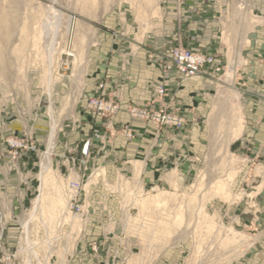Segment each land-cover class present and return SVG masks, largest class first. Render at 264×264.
I'll list each match as a JSON object with an SVG mask.
<instances>
[{"label":"rangeland","instance_id":"374dc122","mask_svg":"<svg viewBox=\"0 0 264 264\" xmlns=\"http://www.w3.org/2000/svg\"><path fill=\"white\" fill-rule=\"evenodd\" d=\"M222 2L226 46L219 64L215 49L202 54L180 42H158L151 24L159 19L163 0H0V264H235L252 246L264 149L254 142L256 125L247 118L253 113L247 103L257 97L244 86L241 72L247 68L243 51L254 18L248 0ZM145 47L148 65L163 76L178 75L183 83L209 69L214 73L212 89L195 94L198 101H209L200 119L201 157L182 161L195 172L177 177L183 179L179 188L174 181L168 190L146 187L140 174L144 160L101 153L112 139L123 137L127 126L133 140L123 138L136 141L130 123L116 127L122 88L117 80L127 78L131 61ZM175 50L215 63L183 78L172 66ZM228 57L235 59L231 80L225 79ZM113 58L115 83L107 74ZM86 79L99 92L110 83L114 92L84 94ZM160 88L163 97L157 94ZM153 94L144 106L125 108L129 120L143 122L131 118L128 108L162 109L178 117L183 128L149 123L155 131L190 137L191 125L198 123L196 107L195 114L169 112L162 102L169 90L157 84ZM100 96L118 107L114 118L91 110L90 100ZM79 101L84 117L93 118L90 135L79 140L80 157L75 148L59 147L79 123L73 117ZM47 155L51 170L43 179ZM106 167L114 168L113 177L105 174ZM73 183L79 185L76 202L84 208V219L68 208ZM98 213L103 220L99 236L92 237L89 222Z\"/></svg>","mask_w":264,"mask_h":264},{"label":"crops","instance_id":"0c3cea01","mask_svg":"<svg viewBox=\"0 0 264 264\" xmlns=\"http://www.w3.org/2000/svg\"><path fill=\"white\" fill-rule=\"evenodd\" d=\"M222 1L163 0L159 10V19L155 22L156 24H151V28L154 31H158V42L170 45H177L180 42L181 45L202 54H210L208 52L210 51L209 49H215L213 52L217 55V63L221 64L224 55L223 48L226 46L222 37L224 27L221 20L223 13ZM248 6L254 18V24L248 33L249 40L246 42L243 51V59L247 68L241 72V75L248 92L257 97L256 102L247 103V111L253 106V113L248 111L247 118L249 124L254 122L256 125L255 133L252 134L254 142L262 145L264 149V102L261 99L259 100L260 97H264V83L261 82L264 79V0H248ZM146 53V47L142 48L131 61L130 73H128L127 78L117 80V83L120 86L122 85V88L120 92L121 111L116 117V127L130 123L136 136V141L129 143L123 137L117 136L112 139V145L106 149L104 148L101 153L105 151L119 159L144 160L145 167L140 174L142 177L141 181L146 187H153L155 190H168L174 186L172 184L174 181L179 188L182 186L181 182L183 179L179 178V180L177 177H184L195 172V168L183 167L182 161L187 158L194 160L196 157H201V144L198 139L201 138L200 130L203 122L200 119L203 117L205 109L208 108L209 101H198L195 98V94L199 96L202 92H208L212 89L209 84H211L210 81L213 79L214 73L209 69L201 77H194L182 83L178 75L163 76L154 66L148 65ZM228 60L225 69L232 68L233 78L235 59L228 57ZM109 66L112 72L107 74L112 78L109 79L115 83L117 62L114 58L110 61ZM104 80L102 78L99 82ZM86 81L89 85L87 89H84V94L110 95V93L114 92V88H109L110 83L105 84V90L99 92L92 85V79H86ZM157 84H163L169 90L170 95L162 101L169 108V112L178 111L181 115L195 114L196 107L198 123L195 125L193 121L190 137L184 136L182 132L169 129L158 132L149 123L129 120L125 113V108L128 105L144 106L149 103L153 99V88ZM237 99L238 97L236 96ZM75 112L73 117L79 118V123L77 127L74 126L75 131L73 133L67 134L69 137L61 138L62 141L59 147L64 148L65 146L63 145L66 144V147L75 148L76 156L80 157L79 140L90 135L93 118L87 115L84 117V106L82 103L80 104V101ZM195 134L197 135L196 139ZM91 150L97 152V154L100 152L96 151L95 147L91 148ZM261 155L262 159H264V152ZM167 160H170L169 164ZM58 165L60 164L58 163ZM104 170L107 176L113 177L115 174L114 168L106 167ZM259 187L260 190L256 194L257 215L251 219V224L254 225L255 230L253 235L254 242L235 264H264V180L260 182ZM99 192L98 188L97 196ZM102 220L100 213L90 218V230H93L88 231V233L93 232L90 236H99L96 231Z\"/></svg>","mask_w":264,"mask_h":264},{"label":"built area","instance_id":"2783aa9c","mask_svg":"<svg viewBox=\"0 0 264 264\" xmlns=\"http://www.w3.org/2000/svg\"><path fill=\"white\" fill-rule=\"evenodd\" d=\"M170 58L172 59V66L176 69L179 75L183 78H189L197 73H199L205 66H211L215 62L211 57L195 54L191 51L186 50H175L171 53ZM157 94L160 97L165 96V90L160 88L157 90ZM89 106L91 110L100 118H114L118 111V107L109 101H105L101 96L96 97L90 100ZM129 116L133 119H138L146 123L153 124L156 127H170L181 130L183 128L182 121L169 113H166L164 110L154 111L150 107L142 109H133L128 108ZM98 131H96V138H99ZM125 137L128 141L133 140L132 130L129 126L124 128L123 134H120ZM89 146V141L86 142L85 147L82 150L83 155H87ZM79 185L73 183L70 185V200H69V211H73L75 214L79 215L84 219V208L80 205H77L76 197L79 191ZM75 198V199H74Z\"/></svg>","mask_w":264,"mask_h":264},{"label":"bare ground","instance_id":"6f19581e","mask_svg":"<svg viewBox=\"0 0 264 264\" xmlns=\"http://www.w3.org/2000/svg\"><path fill=\"white\" fill-rule=\"evenodd\" d=\"M240 2V1H239ZM241 10L242 9H244V6L243 7H241L240 8ZM51 12H52V14H53V16L54 15H57L58 17H60V15L59 14H57L54 10L52 11L51 10ZM51 14V13H50ZM55 47V46H54ZM49 52H51L52 53V51H49ZM50 53V58H51V56H52V54ZM51 63V62H50ZM234 69V68H233ZM225 79H227V80H231L232 79V68H229L228 69V71H227V73H226V77H225ZM53 126V125H52ZM51 155V154H50ZM50 155H47V157L46 158H44L45 159V162H44V172H43V176H42V178L44 179V176L46 177L49 173H50V170H51V160H50ZM41 178V179H42ZM43 190V189H42Z\"/></svg>","mask_w":264,"mask_h":264}]
</instances>
